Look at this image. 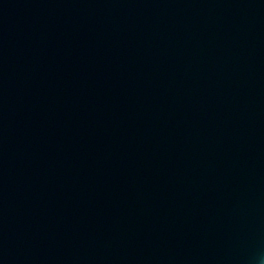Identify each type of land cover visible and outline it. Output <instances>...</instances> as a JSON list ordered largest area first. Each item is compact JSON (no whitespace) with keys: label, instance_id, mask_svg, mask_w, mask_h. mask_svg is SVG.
<instances>
[{"label":"water","instance_id":"95a60500","mask_svg":"<svg viewBox=\"0 0 264 264\" xmlns=\"http://www.w3.org/2000/svg\"><path fill=\"white\" fill-rule=\"evenodd\" d=\"M264 0H0V264H262Z\"/></svg>","mask_w":264,"mask_h":264},{"label":"clouds","instance_id":"9594fccd","mask_svg":"<svg viewBox=\"0 0 264 264\" xmlns=\"http://www.w3.org/2000/svg\"><path fill=\"white\" fill-rule=\"evenodd\" d=\"M262 264H264V261H262Z\"/></svg>","mask_w":264,"mask_h":264}]
</instances>
